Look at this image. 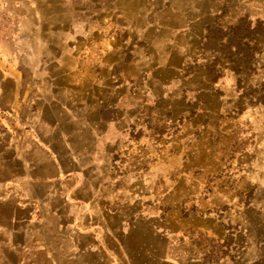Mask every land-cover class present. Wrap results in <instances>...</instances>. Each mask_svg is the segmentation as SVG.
<instances>
[{
    "label": "rangeland",
    "instance_id": "374dc122",
    "mask_svg": "<svg viewBox=\"0 0 264 264\" xmlns=\"http://www.w3.org/2000/svg\"><path fill=\"white\" fill-rule=\"evenodd\" d=\"M16 4L45 8L25 44L101 89L81 127L104 120L116 262L264 264V0H2ZM5 239L0 264H48Z\"/></svg>",
    "mask_w": 264,
    "mask_h": 264
},
{
    "label": "crops",
    "instance_id": "0c3cea01",
    "mask_svg": "<svg viewBox=\"0 0 264 264\" xmlns=\"http://www.w3.org/2000/svg\"><path fill=\"white\" fill-rule=\"evenodd\" d=\"M38 8L5 9L0 0V169L10 170L0 178V203L15 202L11 213L0 209V233L48 264H119L122 213L106 208L107 182L98 171L107 154L104 120L95 118L97 129L81 127L92 121L89 102L99 101L101 89L72 81L25 44V29L45 15ZM41 34L37 26L29 40ZM19 233L23 241L15 240ZM21 259L17 264L28 263Z\"/></svg>",
    "mask_w": 264,
    "mask_h": 264
}]
</instances>
